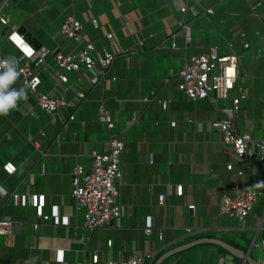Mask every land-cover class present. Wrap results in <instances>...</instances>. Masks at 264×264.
Instances as JSON below:
<instances>
[{
    "label": "crops",
    "instance_id": "1",
    "mask_svg": "<svg viewBox=\"0 0 264 264\" xmlns=\"http://www.w3.org/2000/svg\"><path fill=\"white\" fill-rule=\"evenodd\" d=\"M183 5L186 10L181 12ZM208 7L211 13L205 11ZM0 13L19 29H30L39 46L52 52L71 47L58 29L74 14L83 25L82 35L100 54L105 50L117 55L103 84L93 86L77 107L69 104L48 115L26 91L17 108L0 115V218L12 223L9 233L0 234V264H73L83 258L94 264V253L99 255L95 264L123 263L136 253L148 254L146 264H154L163 253L202 237L249 251L264 264V250L251 247L254 239L264 237V161L253 156L238 176L241 164L232 147L211 127L224 114L208 99L189 100L176 90L177 72L190 54L210 47L219 54L234 50L239 77L228 97L216 104L231 107L232 98L243 93L232 124L249 130L254 139L264 137V0H7ZM180 22L187 24L188 38ZM8 31L9 26L0 31V57L9 53L18 59ZM108 32L113 33L112 43L104 38ZM173 39L176 47H171ZM42 73L39 89L51 91L50 71ZM13 87L20 88L17 82ZM72 95L68 89L67 98ZM100 106L115 121L113 130L125 144L118 180L122 207L119 220L90 232L83 207L70 195L71 170L75 163L87 167L93 151L108 148ZM71 112L74 119L67 120ZM238 183L261 194L240 222L218 213L221 195L232 194ZM12 192L19 194L17 204L9 197ZM32 194L44 195L47 220L35 216ZM188 204H194L193 210ZM161 264L242 260L220 246L201 243Z\"/></svg>",
    "mask_w": 264,
    "mask_h": 264
},
{
    "label": "built area",
    "instance_id": "2",
    "mask_svg": "<svg viewBox=\"0 0 264 264\" xmlns=\"http://www.w3.org/2000/svg\"><path fill=\"white\" fill-rule=\"evenodd\" d=\"M190 1L199 3L201 0ZM6 2L7 0H0V8ZM186 6L183 5L179 10L184 12ZM205 11L211 13L212 9L208 7ZM180 23L185 30V37L188 38L187 24ZM91 24L93 28H98L95 18H92ZM5 26H9L7 40L18 54L21 75L17 83L20 87H26L28 93L36 96L38 106L48 115L54 116L69 104L77 107L86 100L93 86L103 84L113 59L117 56L115 52L105 50L100 54L96 45L82 35L83 25L74 14L66 16L58 29L61 37L71 45L68 50L59 48L52 52L43 46L36 47L35 43L27 39L17 26L10 24L8 16L0 13V31ZM104 38L110 43L114 41L112 32L106 33ZM171 47H176L175 39L172 40ZM9 55V53H1L0 59ZM45 69L50 71L49 77L53 85L51 91L39 89L43 82L42 72ZM177 76L176 90L179 93L184 94L189 100L208 99L217 111L220 110L224 114V117L212 120L211 127L219 130L223 142L232 147L234 155L241 164V168L237 170L238 176L242 177L243 164L253 156L257 155L261 162L264 161V137L254 139L249 130L240 131L232 124L235 112L239 108V100L244 98V94L233 97L231 107H220L216 104L218 99L228 97L239 77L238 55L234 50L219 54L216 47H210L204 53H192L178 70ZM55 88H58L57 91ZM68 89L73 91L70 98L72 103L66 96ZM145 99L147 100L148 97ZM162 106H166L165 102H162ZM98 110L99 119L104 122L109 132L108 148L104 152L93 151L87 167L75 163L71 170L70 195L74 204L83 207L84 226L90 232L107 225L111 220H119L122 207L119 201L118 180L121 177L120 162L125 144L114 132L115 121L107 110L102 106ZM73 119V112L67 114V120ZM226 169L231 171L233 164L226 163ZM260 195L256 189H247L242 183H238L232 194L221 195L218 213L221 216L236 218L240 222L252 211ZM10 196L17 204L19 194L12 192ZM29 203L34 208L36 217L43 221L49 218V215L43 212L44 195L32 194ZM187 208L189 211L193 210L194 204H188ZM11 227L12 223L9 219L0 218V234L9 233ZM144 232L149 235L151 227H145ZM111 243L112 240H107L108 246H111ZM251 247L264 250V237L259 240L254 239ZM147 258H149L148 254L136 253L119 264H146ZM91 262L94 264L99 262L98 253L92 254ZM73 264L87 263L83 258ZM107 264L116 263L108 261Z\"/></svg>",
    "mask_w": 264,
    "mask_h": 264
},
{
    "label": "clouds",
    "instance_id": "3",
    "mask_svg": "<svg viewBox=\"0 0 264 264\" xmlns=\"http://www.w3.org/2000/svg\"><path fill=\"white\" fill-rule=\"evenodd\" d=\"M18 66L19 60L14 55L0 59V115L17 108V102L26 96V87H13L21 75Z\"/></svg>",
    "mask_w": 264,
    "mask_h": 264
},
{
    "label": "water",
    "instance_id": "4",
    "mask_svg": "<svg viewBox=\"0 0 264 264\" xmlns=\"http://www.w3.org/2000/svg\"><path fill=\"white\" fill-rule=\"evenodd\" d=\"M19 30L24 33V35H25V37L27 39H30L31 42L35 43L36 47H39V43L36 42V39L32 36L31 32L26 31L24 26H21ZM201 243H211V244H215L217 246H220L221 248H223L226 251L230 252L234 256L240 258L242 260V264H244V262H247L248 264H259L256 261V259L252 255H250L249 251L241 250V249L231 245L228 242H225V241H223L221 239L213 238V237H202V238H198L196 240L187 242L185 244H182L180 246H177V247H175V248L163 253L156 260V262L154 264H161V262L164 259L168 258L170 255H172V254H174V253H176V252H178L180 250H183V249H186V248H189L191 246H195V245L201 244Z\"/></svg>",
    "mask_w": 264,
    "mask_h": 264
},
{
    "label": "rangeland",
    "instance_id": "5",
    "mask_svg": "<svg viewBox=\"0 0 264 264\" xmlns=\"http://www.w3.org/2000/svg\"><path fill=\"white\" fill-rule=\"evenodd\" d=\"M17 20H19V18H16V21H17ZM31 29H33V27H32ZM29 31H30V29H29Z\"/></svg>",
    "mask_w": 264,
    "mask_h": 264
}]
</instances>
